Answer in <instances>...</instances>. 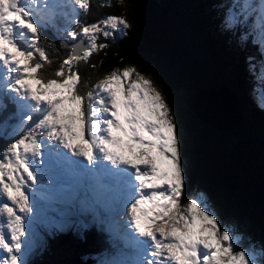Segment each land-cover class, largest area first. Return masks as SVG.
Returning a JSON list of instances; mask_svg holds the SVG:
<instances>
[{
  "label": "snow or ice",
  "instance_id": "6c2138e0",
  "mask_svg": "<svg viewBox=\"0 0 264 264\" xmlns=\"http://www.w3.org/2000/svg\"><path fill=\"white\" fill-rule=\"evenodd\" d=\"M70 3L78 6L77 13L86 15L91 9V0ZM65 6H50L48 0H0V90L15 93L14 101L30 102L22 106L29 110L22 123L32 120L31 113L38 114L0 153V253L6 254L0 264H23L19 254L28 229L16 206L20 213L32 211L22 188L28 181L39 182L34 165L44 163L43 148L49 142L67 150L56 152L53 164L86 161L95 170L107 161L114 166L113 176L132 177L129 185L136 196L128 209V225L132 242L142 247L143 259L137 264H255L250 254L234 251L230 233L219 232L217 218L200 201H184L177 125L153 82L134 66L114 69L95 84L82 81L79 62L87 63L95 51L108 47L99 42L101 35L107 40L115 31L128 29L125 16L107 15L80 25L79 31L66 29V37L75 42L69 55L53 71L55 78L42 75L52 60L40 46L39 28L61 15L54 8ZM100 6L111 7L112 0H102ZM249 7L244 5L245 10ZM73 23H79L78 14ZM226 23L232 26L236 18L229 16ZM81 85L88 89L84 94Z\"/></svg>",
  "mask_w": 264,
  "mask_h": 264
},
{
  "label": "trees",
  "instance_id": "16d2710c",
  "mask_svg": "<svg viewBox=\"0 0 264 264\" xmlns=\"http://www.w3.org/2000/svg\"><path fill=\"white\" fill-rule=\"evenodd\" d=\"M124 1L126 5L112 0L111 7H101L102 0H91L90 11L86 15L79 13L78 25L95 23L107 15H123L130 25L124 36L107 40L100 37L99 42L108 47L95 51L87 63L79 62L82 81L95 84L114 69L134 66L153 78L172 97V104L179 101L180 106L173 114L182 142L180 154L190 164L185 195L192 189L194 193L206 191L220 212L218 221L223 228L256 237L264 248V110L256 106L251 95L253 75L248 72L250 62L255 72L262 71L259 64L264 48L250 40L254 28L263 38L264 46V22L260 23L262 0L249 3L251 12L242 23L248 36L242 45L235 40L238 29L233 33L232 27L223 25L226 20L223 3L233 6L232 1ZM54 20L51 26L39 28L40 46L52 60L51 66L42 70L45 78H55L53 71L69 55L73 44L65 35V29L72 24L62 14ZM93 64L95 68L91 67ZM207 88H224L236 96L241 108L240 123L218 130L195 116L190 98L197 89ZM87 90L80 86L81 94ZM172 92L176 95H171ZM2 99L0 153L24 132L17 135L6 132L17 112L8 95L2 94ZM74 205L77 217L79 204ZM94 215L104 218L103 212L91 217ZM78 216L80 225L44 230L45 245L27 264H104L105 255L118 258L114 247L120 245L119 239L105 228L106 223L102 221L97 226L91 223V217L81 213Z\"/></svg>",
  "mask_w": 264,
  "mask_h": 264
},
{
  "label": "rangeland",
  "instance_id": "374dc122",
  "mask_svg": "<svg viewBox=\"0 0 264 264\" xmlns=\"http://www.w3.org/2000/svg\"><path fill=\"white\" fill-rule=\"evenodd\" d=\"M229 1L230 2L232 1L233 6H231V4L230 5L227 4L226 2L223 3V7H224V13L223 14L226 13V15H225L226 20H224L223 25L225 28H231L232 27L233 33L235 32L236 29H238L239 34H237V36L235 37V40H236L237 44L242 45V40H245V38L248 36L247 28L243 27L242 23L247 17H249V14L251 12L249 8H247L245 10L244 5L246 3L248 5H249V3L251 4V2H250L251 0H245V1H247L245 4H244V0H229ZM238 2H241V5H238L237 4ZM48 3L50 6L55 5V4L66 5L65 7H62V8H54L53 11L59 12L62 15H64L66 17V20L69 21V24L70 23L72 24V26L69 25L70 27L67 29H76L77 31H79L80 25L73 23V20L76 19L77 14L79 15V13H80V12L77 13L78 6L71 5L70 0H48ZM123 3L126 5L125 1ZM234 5H236V6L234 7ZM124 8L127 9L126 7H124ZM57 16H59V15H57ZM229 16H233L236 18V23L233 24L232 26H229L226 23ZM54 21L48 22V23H43L41 26H47V25L51 26ZM260 23H262V20L260 21ZM255 26L256 25L254 24V27ZM253 30L255 31V33L253 36H251L250 40L254 43H257L258 47L260 49L262 48V50H263V48H264L263 42H262L263 38L261 36H259L258 31L256 32V30L254 28H253ZM126 32H127V29L115 31L113 36L110 38L114 39L117 36H124L126 34ZM100 37H103V36L101 35ZM73 43H75V42L73 41ZM261 55H262V60H261V63L259 64V68L261 70H264V52H262ZM248 59H250V57ZM251 60H252V58H251ZM248 67H249L248 72L252 73V75H253L252 81L254 84L253 89L251 90V95L254 98V102H255L256 106H258L259 109L264 110V91H261L262 88L264 89V86H263L264 85V72L261 71V74H258L257 72H255L253 70L254 66L251 62L249 63ZM13 75H15V74H13ZM146 77L148 79H150L153 82V84L155 85V87L164 94L166 101L171 108L172 116H174V118H175V115L173 114V110H177L179 108V106H180L179 101H173L174 104H172V102H171L172 97L170 98L169 94L167 95L162 90V88L158 85V83L153 80V78H151L149 76H146ZM208 90L209 91H204V95L210 94V97L215 96V95H219V93H225L224 91H226V89H224V88H220L219 91L212 90V89H208ZM254 91H256V92H254ZM261 92H263V94H261ZM2 94L8 95L10 97V99H11L10 101L14 104L16 112H17L16 118L11 123V125L7 127L6 132L10 135H14V134L17 135L18 133H20L21 131L24 130V132H23V134H24L27 131V128L37 120L38 114H36L34 112L31 113V115H33L34 118L30 122L22 123L23 117L25 115L29 114V110L27 109V107H22V106H24L30 102L22 101V100H15L14 101L13 97L16 96L15 93H12V92L7 91V90H0V109L3 106ZM170 94L173 96L176 95L175 92H172ZM232 96L235 98V101L240 108V105L236 99V96L235 95H232ZM232 96L228 95L227 97L232 99L233 98ZM221 104H225V103L221 102ZM225 105L230 107V105H228V103H226ZM231 105L233 106V99H232ZM175 121H176V118H175ZM14 129H15V131H13ZM23 134H21L19 136V138ZM178 139H179V136H178ZM181 143L182 142L179 139V150L182 146ZM5 151L6 150L2 151L1 153L5 152ZM66 151L67 150L60 147L58 142L46 143L44 148H43V156H42L44 163L34 165V167L36 168V170L40 176L39 182L38 183H32V181H28L27 185H25L22 188V190L25 192V194L29 197V205L32 209V211L30 213H28V212L20 213L19 212V206L18 205L16 206L17 214L21 215L24 218L25 226L28 229L26 237L22 238V239H24L23 252L19 254L20 259L23 261V264H27L28 260L32 259L36 253H38L39 251H42V249L45 245L44 230L66 228L70 225H80L81 219L79 218L78 213H81L86 218H89V217H91V215L96 214L94 200L96 198L100 199V197H98V196L96 197V194L93 191H92V197H90L88 199H86L85 196L81 197L80 203L77 206V217L75 214L76 210H74V208H72V207H75L74 203H72V201H71L70 205H69V203L67 204V202H66L67 198L71 195V193L73 195V198H76V196L74 197V195H76L75 190L77 188L69 189L70 194H65V195L60 194V191L63 188H66V186H67L66 182H68V185L70 186L69 177L72 176V174L79 168V165L81 164V163H77L78 164V166H77V164H69V163H66L63 161L61 162L62 164L61 163H59V164H53L52 163L53 159L55 158L54 154L56 152L64 153ZM125 155H127L126 152H125ZM181 159H182V166H183V174H184L185 180H187L186 173L188 171L190 164H189L188 160L183 158L182 156H181ZM71 160L75 161V160H77V158L72 157ZM67 167H69L68 168L69 175H66V168ZM65 176H67V178ZM62 184L64 186H62ZM193 188H196V186ZM185 189H186V187L184 188V190ZM67 190L68 189L64 190V192ZM188 192H189V194L187 196L185 195V193L183 195L184 201L186 200V198H187V201L192 200V199H197L198 201H200L203 204L204 208L209 213L214 215L217 218V220H219L220 212L213 205V202L211 201V199H210V197L206 191L202 190V192L194 193V190L192 189L191 191H188ZM135 195L133 194L131 197L130 196L122 197L120 200L115 199V202H119V208L120 209L123 206V204L126 205V208L121 209L119 212H117V210H115L112 214V215H114L117 212L118 216L121 215L122 216L121 218L117 216V219H115V218H112V219H114L115 222L120 226L121 225L127 226L129 230H132V229L128 225V221H129L128 209H129L130 204H131L133 198L135 197ZM109 202H110V197L107 199V203H109ZM123 210H125L124 214H123ZM4 215L6 216L7 214L4 213ZM124 216L126 218L125 220H123ZM103 219H104L103 217L97 218L95 215L92 216L91 218H89L91 223L96 224L97 226L99 225L100 222L103 221ZM117 220H121V221H117ZM105 223L107 226L105 228L108 229L109 231H112V226L110 225V221L107 222L105 220ZM197 223H199L198 220H197ZM125 226H123V227L125 228ZM218 227H219L220 233H222L224 230L227 229V227L223 228L224 226H222L219 221H218ZM228 232L231 235V240L235 244L234 251L236 253H238L240 251H245L246 253L250 254L252 257L255 258V264H264V248L261 246V240L260 239L253 237V236H250V235L246 236L244 234L245 232L238 231L236 229L228 230ZM217 238H219V234H218ZM127 249H129V250L122 252V250L116 248L115 251L118 254V258H116V259H114L115 258L114 256H107V255L103 256L104 264H137V262L140 261L139 258L143 256L142 253H140V251L138 250L139 248L129 247ZM130 249H133L134 251L132 252V251H130ZM135 252H136V254H135L136 256H134ZM127 253H128V255H127ZM138 254H139V256H138ZM4 255H6V254L0 253V257H3ZM129 256H133V258H131V260H129L128 259Z\"/></svg>",
  "mask_w": 264,
  "mask_h": 264
},
{
  "label": "water",
  "instance_id": "95a60500",
  "mask_svg": "<svg viewBox=\"0 0 264 264\" xmlns=\"http://www.w3.org/2000/svg\"><path fill=\"white\" fill-rule=\"evenodd\" d=\"M208 89L210 88L204 90L197 89L198 92L190 98L191 110L194 112L195 116L204 123H211L210 125L218 130L233 128L240 123L242 120L241 111L232 94L228 90L224 91L225 93H219L231 95L233 97V106L227 101L230 108L226 110L227 106L225 104H218L215 100L219 95L211 97L210 94L204 95V91H209ZM217 91H219V89H217Z\"/></svg>",
  "mask_w": 264,
  "mask_h": 264
},
{
  "label": "bare ground",
  "instance_id": "6f19581e",
  "mask_svg": "<svg viewBox=\"0 0 264 264\" xmlns=\"http://www.w3.org/2000/svg\"><path fill=\"white\" fill-rule=\"evenodd\" d=\"M251 3H252V0L250 1ZM264 22V21H263ZM228 95L227 94H219V96L215 99L217 102H218V104H221V102H223V103H227V101L231 104V102H232V99L231 98H229V97H227ZM214 99V98H213ZM230 107H228L227 106V109L226 110H228ZM234 108V107H233ZM240 109V108H239ZM234 112H235V110H234ZM236 113V112H235ZM239 114V113H238ZM61 147V146H60ZM69 159L71 160L72 159V157L71 156H69ZM105 162H107V161H103L102 162V165H104V163ZM62 164V163H61ZM60 164V165H61ZM64 166V165H63ZM68 168L69 167H67L66 168V175H69V173H68ZM74 173L72 174V176H70L69 177V181H72V179L74 178ZM66 178H67V176H65ZM67 183V186H66V188H63L61 191H60V194L61 195H65V194H70V190L69 189H75V188H77V191L80 189V187H82V186H84L85 185V183L84 182H82V183H80V184H77V185H68V182H66ZM62 186H64L63 184H62ZM66 189H68L67 191H65L64 192V190H66ZM88 190H89V192H92L93 191V189L90 187V186H88ZM76 191V190H75ZM95 193H96V191H94ZM135 195L136 193H135V190L133 189L132 190V192L129 194V196L131 197L132 195ZM75 196V195H74ZM112 196L113 197H110V202L109 203H107V200H102V205L104 206V208H105V210H107V212L108 213H112L114 210H115V203L113 202V200L114 199H116V198H118V197H120V196H122V194H120V193H118V192H114V193H112ZM136 196V195H135ZM74 200V201H73ZM72 201V203H77L78 202V200H76V198H73V195H72V193H71V195L67 198V204L69 203V205H70V202ZM124 208H126V205L125 204H123V206L121 207V209H124ZM113 218H115L116 217V215H114V216H112ZM111 217V218H112ZM118 217H122L121 215H119ZM126 218H125V216L123 217V220H125ZM121 226H125V225H121ZM125 228H126V226H125ZM129 247H132V248H138L137 246H136V244H132V245H130ZM114 249L116 250V247H114ZM127 250H129V249H127ZM130 251H134L133 249H130Z\"/></svg>",
  "mask_w": 264,
  "mask_h": 264
}]
</instances>
